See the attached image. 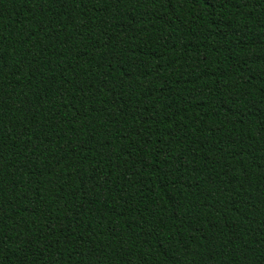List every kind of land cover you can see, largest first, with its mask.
<instances>
[{
  "label": "trees",
  "instance_id": "1",
  "mask_svg": "<svg viewBox=\"0 0 264 264\" xmlns=\"http://www.w3.org/2000/svg\"><path fill=\"white\" fill-rule=\"evenodd\" d=\"M0 264H264V0H0Z\"/></svg>",
  "mask_w": 264,
  "mask_h": 264
}]
</instances>
